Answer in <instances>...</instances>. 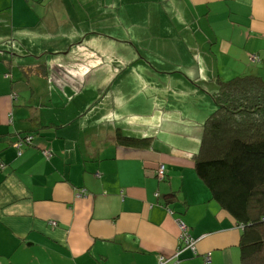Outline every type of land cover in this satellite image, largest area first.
<instances>
[{
    "label": "crops",
    "instance_id": "crops-1",
    "mask_svg": "<svg viewBox=\"0 0 264 264\" xmlns=\"http://www.w3.org/2000/svg\"><path fill=\"white\" fill-rule=\"evenodd\" d=\"M30 3L59 22L34 29ZM125 72L144 77L137 106ZM247 74L264 77V0H0V264H242L243 228L196 171L192 108ZM95 77L115 107L68 110Z\"/></svg>",
    "mask_w": 264,
    "mask_h": 264
},
{
    "label": "trees",
    "instance_id": "trees-1",
    "mask_svg": "<svg viewBox=\"0 0 264 264\" xmlns=\"http://www.w3.org/2000/svg\"><path fill=\"white\" fill-rule=\"evenodd\" d=\"M217 83L218 90L210 93L214 108L193 156L196 171L212 199L243 228L242 264H264V77L247 74ZM116 139L150 147L153 138L129 136L118 128ZM33 140L26 135L14 147L21 155L22 146Z\"/></svg>",
    "mask_w": 264,
    "mask_h": 264
},
{
    "label": "rangeland",
    "instance_id": "rangeland-1",
    "mask_svg": "<svg viewBox=\"0 0 264 264\" xmlns=\"http://www.w3.org/2000/svg\"><path fill=\"white\" fill-rule=\"evenodd\" d=\"M24 11L29 14V17L31 18V19H29V22L31 20L32 25H34V29H37L38 27L40 29H44L45 28L44 22L45 23L47 22L50 25L53 22H59V20L52 19L51 17H47V12H45V11H43V13H45V14H43L42 16L37 18L38 17V13L40 11H38V9L34 7L33 3H30L29 7H27V9L24 8ZM25 17L26 16H24L23 18H25ZM45 17H47V18H45ZM54 41L55 40H53L52 43H54ZM58 43L60 44V42H58ZM44 46L45 47L47 46V48H53L54 44L50 45V42L46 41ZM34 50L36 51V54H37V57H38L39 56V49L38 48H34ZM117 52H119V51H117ZM119 54H121V56H122L121 59L123 60L122 51H120ZM141 57H142V55H141ZM136 58H139L138 54L136 55ZM117 60L121 61L119 58H115V60H113V61L115 63H117ZM129 74H131V73H129ZM129 74L125 72L120 77V79H118L117 88H118L120 93L125 88L124 92H128L127 98H131L132 97V99L135 100V105L137 106L138 102L142 99V96L138 92L137 93L135 92L136 89L133 88V86L135 85V80L139 81L140 83L141 82L144 83L142 81V78H144V77L142 75H139V74H136V77L135 76H131ZM153 74H154V76L156 75V77L158 75V73H153ZM96 76H99V75H96ZM160 76L162 78H164V74H159V77ZM104 84L105 83H103V80L100 77H95L94 79H92L88 83H86V85L82 84L83 87H85V86L86 87L83 89L82 93H80V94H76V92L71 88L68 91L67 95H66V93L63 95V97L65 98L64 103L67 104V109L68 110L69 109L70 110H74V112L77 115H79V113L83 109H85L89 105V103H93L94 104L95 100L97 99V100H99L98 101L99 102L98 108H103L102 110H109V111L112 110L115 107V104L113 102V97H111L109 99V101L105 104V102L108 100L105 97L106 96V89L105 90H101V91L99 90L100 87H104ZM72 91H74V92H72ZM213 91H215V89H213ZM200 92H202L203 94L205 93V95L209 99V94H210L209 91L203 90V91H200ZM74 95H75V98H73ZM207 97L206 98L204 97V99H200L198 101L197 105L195 106V108L194 107L192 108L193 109L192 118L195 117L196 119H205L202 122V124H196V125H199V126L202 125L203 127H204L205 121L210 116V114L212 113V110L214 108V103H213L212 99L208 100ZM72 98H73V101H69ZM117 100L118 99H116V101ZM123 103H124V100L122 99L121 104L117 106L118 114H119L120 111H123V107L124 108H125V106H126V108L129 107V103L124 105V106H123ZM189 105L191 106V104H189ZM162 109H166V105L165 104H163ZM141 125L142 124H140L139 126H134L135 130L134 129H131V130L127 129V131H125V133L139 135V134H141L142 129H143L141 127ZM75 126H76L75 127L76 130H81L82 129L81 125L78 124V123ZM171 140H173V139H171ZM157 142H159V141H157Z\"/></svg>",
    "mask_w": 264,
    "mask_h": 264
},
{
    "label": "built area",
    "instance_id": "built-area-1",
    "mask_svg": "<svg viewBox=\"0 0 264 264\" xmlns=\"http://www.w3.org/2000/svg\"><path fill=\"white\" fill-rule=\"evenodd\" d=\"M259 57L258 56H253V60H258ZM32 140V137L29 136L27 137V141L30 142ZM17 147H20V144L17 143L16 144ZM45 155L49 158L52 156V152L49 151V150H45ZM165 165L162 164L160 167H159V171H158V177L160 179H163L166 175L165 173ZM86 189H81L79 192H78V196H84L86 195ZM181 239L182 241L184 242V244L188 247V248H191L193 250H195L196 248V243H197V240L194 239L192 236H190V234L187 232V231H184V233H182L181 235ZM158 264H171L170 260L167 259L166 257H160L159 260H158Z\"/></svg>",
    "mask_w": 264,
    "mask_h": 264
},
{
    "label": "water",
    "instance_id": "water-1",
    "mask_svg": "<svg viewBox=\"0 0 264 264\" xmlns=\"http://www.w3.org/2000/svg\"><path fill=\"white\" fill-rule=\"evenodd\" d=\"M70 48H71V47H70ZM53 54H54V53H53ZM48 63H50V61H49ZM51 64H52V62H51ZM203 130H204V128H203ZM149 137H151V136H149ZM202 137H203V132L201 133L200 138H197V141H198V149H197L196 153H198V151H199V149H200V145H201V142H202Z\"/></svg>",
    "mask_w": 264,
    "mask_h": 264
}]
</instances>
